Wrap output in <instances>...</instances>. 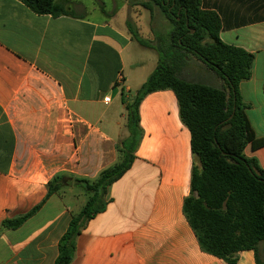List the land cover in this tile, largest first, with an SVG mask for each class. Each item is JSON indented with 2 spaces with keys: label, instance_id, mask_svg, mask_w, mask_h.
<instances>
[{
  "label": "crops",
  "instance_id": "1",
  "mask_svg": "<svg viewBox=\"0 0 264 264\" xmlns=\"http://www.w3.org/2000/svg\"><path fill=\"white\" fill-rule=\"evenodd\" d=\"M68 7L75 17L0 0V264H55L60 239L88 200L75 180L95 181L121 161L126 106L159 63L158 51L135 41L127 24ZM134 7L131 14L142 15ZM202 8L220 17L224 43L254 55L252 77L239 89L255 135L246 153L264 167V0H202ZM145 50L153 52L148 60ZM176 66L182 79L198 71L225 86L191 53ZM139 113L134 164L108 188L112 201L78 237L72 264H228L201 250L183 212L195 158L175 93L148 94ZM57 176L65 183L48 196ZM37 207L20 227L3 226ZM237 264H257L254 251L239 252Z\"/></svg>",
  "mask_w": 264,
  "mask_h": 264
},
{
  "label": "trees",
  "instance_id": "2",
  "mask_svg": "<svg viewBox=\"0 0 264 264\" xmlns=\"http://www.w3.org/2000/svg\"><path fill=\"white\" fill-rule=\"evenodd\" d=\"M38 15L76 16L68 0H18ZM151 15L158 9L171 23L168 43L153 46L141 37L139 28L132 38L143 47L159 53L156 70L127 104L130 137L122 142L119 163L99 175L95 181L76 179L88 196L59 241L55 264H72L78 237L89 222L106 211L112 201L108 188L131 169L143 131L139 107L153 92L172 90L177 98L182 123L191 133L192 167L190 194L183 212L203 252L237 264L238 253L254 251L257 264H264V167L246 149L255 135L246 114L240 84L252 77L254 55L227 45L220 38L221 19L217 13L202 8V0H135ZM171 53V55L169 54ZM191 53L224 81L223 88L192 82L178 76L175 65ZM167 57H170L167 60ZM125 102V93H122ZM66 178L55 177L48 184V196L57 193ZM40 207L13 220L4 227L16 229Z\"/></svg>",
  "mask_w": 264,
  "mask_h": 264
},
{
  "label": "rangeland",
  "instance_id": "3",
  "mask_svg": "<svg viewBox=\"0 0 264 264\" xmlns=\"http://www.w3.org/2000/svg\"><path fill=\"white\" fill-rule=\"evenodd\" d=\"M70 6L72 9L76 11H80L82 8L83 13L86 17H89L90 19L94 21H103V20H109L112 22V24H119L120 26H125V24L132 23L133 31L135 30V27L139 26L142 28L143 32L141 34V37L145 39L150 44H156L159 43H168L169 35L172 31V25L171 23L164 17V15L157 10V14L151 15V13L139 6L137 9L138 11L142 12V15H136L131 14V11L133 12L135 7L134 5L137 3L135 0H69ZM125 1L128 5H130L131 10L130 13L126 14V8H125ZM126 4V5H127ZM127 29L129 30V27L127 26ZM130 31V30H129ZM131 33V32H130ZM133 33V32H132ZM131 33V34H132ZM151 51L145 50L143 54V59H150L152 56ZM145 54V55H144ZM171 55V53H169ZM136 60V58L134 57ZM170 57H167V60H169ZM127 63V70L130 71L132 68L130 67L131 61L126 59ZM175 68L178 72V67L175 65ZM191 77L193 82H199V83H206L209 86H219V79H217L215 76H212L211 74H202L201 72L191 71ZM178 76L181 78V76L178 74ZM134 94V93H132ZM262 258L264 259V254H262Z\"/></svg>",
  "mask_w": 264,
  "mask_h": 264
},
{
  "label": "built area",
  "instance_id": "4",
  "mask_svg": "<svg viewBox=\"0 0 264 264\" xmlns=\"http://www.w3.org/2000/svg\"><path fill=\"white\" fill-rule=\"evenodd\" d=\"M104 101H105L106 103L110 102V97H105V98H104Z\"/></svg>",
  "mask_w": 264,
  "mask_h": 264
}]
</instances>
